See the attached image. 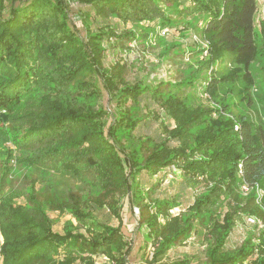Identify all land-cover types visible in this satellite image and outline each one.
<instances>
[{"label":"trees","instance_id":"obj_1","mask_svg":"<svg viewBox=\"0 0 264 264\" xmlns=\"http://www.w3.org/2000/svg\"><path fill=\"white\" fill-rule=\"evenodd\" d=\"M72 4L84 35L70 21ZM257 8L258 0H0V263L127 264L126 198L145 228L141 264H189L163 258L197 226L205 241L199 264H264V229L245 222L264 224ZM156 27L199 34L207 52L192 50L202 56L196 70L151 84L126 80L124 61L104 66L103 42L147 39ZM201 69L210 72L198 87ZM102 89L114 109L98 102ZM143 171L158 177L146 190ZM175 171L174 197L152 198ZM196 187L202 191L181 208V195ZM239 223L254 230L230 247Z\"/></svg>","mask_w":264,"mask_h":264},{"label":"rangeland","instance_id":"obj_2","mask_svg":"<svg viewBox=\"0 0 264 264\" xmlns=\"http://www.w3.org/2000/svg\"><path fill=\"white\" fill-rule=\"evenodd\" d=\"M6 3L8 4L9 0H6ZM83 7L88 8L87 6ZM69 15L71 23L74 24L81 35H84V28L81 25L80 18L77 16V8L73 4L70 6ZM261 19H264V1L258 0V8L255 16L256 28L259 27V22ZM115 27L118 31H120L123 28V24L120 22ZM182 33L179 34L178 29L174 27H156L153 31H145L144 35L149 36L147 39L143 38L138 41H130L125 45L117 44L115 43L117 42L115 40L114 43L112 42V44L103 42L102 46L104 47V66L108 68L117 60L124 61L127 64L125 78L129 82H134L136 80L149 82L151 84H157L159 81L179 82L184 77L188 67L191 66L194 70L197 69L198 65L196 60L197 58L200 59L202 57L198 55V52L192 53V50H196L197 46L202 47L203 45L204 49L201 50L202 55H205L207 52L204 47L206 44L205 41L201 40L199 34L196 33L193 28ZM172 44L177 45L176 47L166 51L165 47ZM260 67H258V70L255 72H257V74L263 78L264 71ZM205 70L201 69L199 72H196L201 74L196 78V83H199L198 87L203 81H205V76H208V74L206 75L205 73L210 72V69L207 71ZM251 70L254 72L253 68H250V71ZM177 88L178 87H175V89ZM102 90L103 95L98 102L104 108L114 109L113 104L109 105L107 103V94H105L104 89ZM183 90L188 91L190 89L187 86H184ZM199 96L202 99L206 98L204 97V90L200 91L199 89ZM154 127L155 125L150 126L148 133H153L155 129ZM3 137L6 138V135ZM4 142L5 141H0V168H2L6 163L4 158ZM175 172L176 174L168 173L167 176L162 179V181L158 184L157 189L151 193L152 198H161L164 196L167 198L174 197V194L178 192L180 180V175L178 173L179 171ZM142 173L145 176L144 178L139 176V183L141 184L142 188L146 190L151 182L156 184L158 177L150 178L144 173V171ZM201 191L202 188L198 187L189 188L186 190V192L179 198L180 207L184 208L189 203H191L193 198ZM121 204L123 218V225L121 229L126 240L131 244V250L128 254L127 264H141L143 255L140 245L142 244L145 228L138 225V210L129 204L126 201V198L121 199ZM178 210H180V208H175L172 211L176 212ZM98 216H100V219H110V217H108L109 215H107V212L104 210L99 212ZM252 230L254 229L251 226L239 223V225L232 231L231 236L228 238L227 244L230 247L239 245L242 242L243 237L248 236ZM204 247L205 241L203 240V229L197 226L195 231L190 235V237L187 238L185 244L170 249L163 260L171 263L172 261L178 260L184 256L190 260L189 264H199L203 258Z\"/></svg>","mask_w":264,"mask_h":264},{"label":"built area","instance_id":"obj_3","mask_svg":"<svg viewBox=\"0 0 264 264\" xmlns=\"http://www.w3.org/2000/svg\"><path fill=\"white\" fill-rule=\"evenodd\" d=\"M241 188H242L244 193L247 191V186L245 184L241 185ZM262 194H263V192L261 190H259L258 195L261 196ZM245 222L248 225H256L257 229H262V228L264 229V224L260 220H257L256 218H254L252 216H246Z\"/></svg>","mask_w":264,"mask_h":264}]
</instances>
